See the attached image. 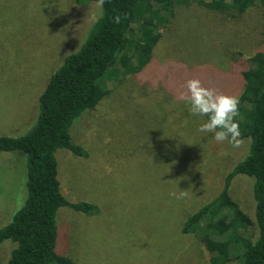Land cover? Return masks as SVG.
Wrapping results in <instances>:
<instances>
[{"label":"rangeland","instance_id":"374dc122","mask_svg":"<svg viewBox=\"0 0 264 264\" xmlns=\"http://www.w3.org/2000/svg\"><path fill=\"white\" fill-rule=\"evenodd\" d=\"M96 5L0 0V136L19 133L31 124L46 81L65 56L81 47L97 21ZM175 24L173 43L165 52L170 66L158 67V80L146 85L148 96L136 94L137 83L130 78L93 117L75 126L74 143L89 157L69 151L57 154L63 196L72 204L88 203L98 209L95 217L68 208L58 211L56 251L75 264H210L203 243L185 237L182 227L189 214L215 197L221 188L219 174L230 156L239 157L245 146H226L223 162L214 160V148L198 141L204 132L198 131L201 124L192 115L182 128L179 145L166 157L162 149L172 144L164 140L165 129L180 130L179 99L188 79L198 78L225 95L235 91L241 70L233 66L232 54L240 50L248 56L263 48L264 13L253 8L228 22L192 4L177 11ZM180 57L189 64L175 66ZM220 62L226 71L215 67H222ZM198 154L208 156L200 162L194 159ZM25 169L18 156L0 154V228L21 206ZM252 184L241 176L230 189L233 200L251 218ZM180 191L187 195L176 198ZM12 247L10 241L0 245V264L7 263Z\"/></svg>","mask_w":264,"mask_h":264},{"label":"trees","instance_id":"16d2710c","mask_svg":"<svg viewBox=\"0 0 264 264\" xmlns=\"http://www.w3.org/2000/svg\"><path fill=\"white\" fill-rule=\"evenodd\" d=\"M70 2L78 7L97 4V0ZM192 4L208 13L222 15L228 22L253 8L264 13V0H105L81 47L65 56L46 81L31 124L17 135L0 136V154L18 156L26 163L19 195L21 206L12 220L0 228V245L7 241L13 244L6 264H75L56 251L58 211L68 208L95 217L98 209L88 203L72 204L63 196L57 154L69 151L78 157H89L84 148L74 143L75 126L93 117L102 102L113 99L130 78L138 86L134 92L148 96L146 85L156 83L158 67L170 66L165 61V52L173 43L177 11ZM8 5L15 8L9 2ZM118 13L122 20L116 24L113 18ZM7 28L12 35V29ZM263 31L264 27L260 44L264 42ZM248 54L237 50L231 57L233 66L241 70V79L230 96L240 98L237 120L245 150L239 157L230 156L226 170L219 174L218 193L189 214L182 227L185 237L194 236L203 243L210 264H264V46ZM176 61L172 65L181 68L189 64L185 57ZM220 65L215 67L226 71L222 62ZM179 102L183 103L176 119L180 130L165 129L164 140L172 144L162 149L166 157L179 145L182 128L192 117L189 105L181 99ZM166 115L170 114L166 111ZM194 118L199 125L207 120V117ZM167 122L162 120L163 124ZM213 135L203 133L198 141L202 146L213 147L214 160L223 162L226 146L231 145L217 143ZM206 156L198 154L194 159L203 162ZM241 176L253 182V218L230 195L232 184Z\"/></svg>","mask_w":264,"mask_h":264},{"label":"clouds","instance_id":"9594fccd","mask_svg":"<svg viewBox=\"0 0 264 264\" xmlns=\"http://www.w3.org/2000/svg\"><path fill=\"white\" fill-rule=\"evenodd\" d=\"M105 0H97V7L102 8ZM123 18H126L123 17ZM122 16L117 14L113 18L116 24L121 23ZM180 93V99L189 105V113L194 116L207 117L199 127V132L213 133L217 143L227 142L233 148H239L242 144L239 117L240 98L238 96L225 95L215 88L205 87L198 78L188 79ZM176 196V193H171ZM186 191H180L182 198Z\"/></svg>","mask_w":264,"mask_h":264}]
</instances>
